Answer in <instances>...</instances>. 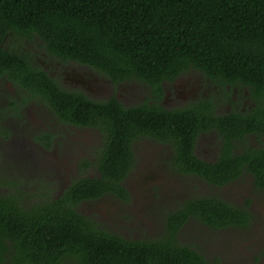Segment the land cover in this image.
<instances>
[{"label": "trees", "instance_id": "1", "mask_svg": "<svg viewBox=\"0 0 264 264\" xmlns=\"http://www.w3.org/2000/svg\"><path fill=\"white\" fill-rule=\"evenodd\" d=\"M10 35L38 36L49 54L115 83L141 81L156 97L163 81L194 68L222 85L244 82L262 101L249 112L217 115L205 99L173 109L148 100L131 106L115 97L95 100L64 88L29 54L6 49ZM0 76L23 93L12 102L15 109L41 100L64 123L97 129L102 137L87 163L97 173L76 178L57 197L26 204L18 192L0 193V264H211L180 241L187 222L219 229L251 221L247 207L196 196L167 214L160 236L131 239L77 207L106 194L130 200L124 181L142 138L169 144L184 175L223 187L247 172L264 189V147L247 144L249 135L264 132V0H0ZM210 128L223 139L214 162L194 152L199 134ZM238 140L245 147L236 151Z\"/></svg>", "mask_w": 264, "mask_h": 264}, {"label": "rangeland", "instance_id": "2", "mask_svg": "<svg viewBox=\"0 0 264 264\" xmlns=\"http://www.w3.org/2000/svg\"><path fill=\"white\" fill-rule=\"evenodd\" d=\"M43 44L40 39L13 35L3 42L5 48L25 52L37 65L53 71L51 75L64 88L82 91L92 99L115 97L126 106L148 100L168 109L184 105L154 97L141 81L115 83L90 66L74 61L60 63L46 54ZM190 71L182 76L189 81L165 83L169 100L176 99L177 92L180 96L191 90L196 93L193 99L199 97L203 83L195 81L199 75ZM22 95L0 81V193L18 192L23 202L30 204L46 194L57 197L76 178L95 175L97 171L87 163L95 160L102 137L97 129L64 123L41 100H28L15 109L12 102ZM210 140L212 136H200L196 149L198 156L208 161L217 155V144L211 145ZM134 151L136 164L124 181L130 200L106 194L80 203V212L95 218L108 231L126 238L147 239L164 232L167 214L186 199L220 196L247 207L252 213L251 221L243 227L215 229L190 219L179 233L180 241L199 250L211 264H264V190L255 186L253 175L244 173L218 187L197 176L182 174L167 144L142 138Z\"/></svg>", "mask_w": 264, "mask_h": 264}, {"label": "flooded vegetation", "instance_id": "3", "mask_svg": "<svg viewBox=\"0 0 264 264\" xmlns=\"http://www.w3.org/2000/svg\"><path fill=\"white\" fill-rule=\"evenodd\" d=\"M6 39L7 38H4L3 42ZM35 39L39 40L40 38H38V36H35V38L33 40H35ZM26 40H29V39L26 38ZM41 42H42V40H41ZM2 45H3V43H2ZM43 47H44V45H43ZM44 48H46V47H44ZM12 51H15V50H12ZM46 54L49 55L50 57L56 59V60H59L60 63L61 62L74 61V60L63 61L62 59H59V58L55 57L54 55L49 54L47 49H46ZM34 62L37 63L36 61H34ZM74 62H77V61H74ZM81 64H83V63H81ZM83 65H86V64H83ZM43 69L45 71H47L49 76L53 77L51 75V73H53V71L50 72V71L46 70L45 68H43ZM188 72H186V73H188ZM190 72H196L199 76H196L195 81H202V83H203V85H200V88L203 89L201 94H200V92L197 94V95H199V97L193 99L192 97H194L196 95V93L193 90H191V91H187V93L181 94L180 96H178L179 92H177L178 94L176 96V99L172 98V99L169 100L167 98V93H166L167 92L166 91L167 88L165 86V83L166 82H173L174 84H176L177 81H189V80H183L182 79V76H184L186 74V73H184V74H181L180 76H178L177 78H175L174 80L163 81V84H162V86H163V95H162V97L164 98L165 102H167L169 104H174V103L181 104V103H184V105H181L180 107H186L190 103H193V102L197 103L201 99H205L206 101H209L210 103L213 104L215 114L222 115V114H229V113H232L234 111H237V112L238 111H242V112L252 111L255 108H257L258 103L262 101L260 98H257L256 94L253 91H251L244 82L236 81L234 84L222 85V84L216 83L214 81H224V80H217V79H211L209 77H206V76H204L203 73H201L197 69L192 68ZM56 80L59 82L58 79H56ZM0 81H4L5 84L10 89L18 90L17 86L13 82H11V80H9L7 77L0 76ZM154 97H156V96H154ZM162 97H157V98L161 99ZM18 98L21 99V96H19ZM154 102L155 101H153V103ZM157 104H159V103H157ZM159 105H161V104H159ZM180 107H177V108H180ZM87 128H89V127H87ZM200 136H205V137H207V136L211 137L212 136L213 137V141L210 140V144L213 145V146H215L217 144L216 145V147H217V155H216V159L215 160H212V161H209V162L216 161L218 156H219V154H220V151H221V148H222V143H223V139L221 137L220 132L217 129H215V128H210L208 130L202 131L199 134V136H198V138L196 140L195 149H194V152H195V154L197 156H198V154L196 152V149H197V145H198V142H199L198 139H200ZM247 144H248L249 147L263 148L264 147V132H261V133H258V134L249 135L247 137ZM167 145H169V144H167ZM236 145H237L236 151H239V150H241L242 148L245 147L244 142H241L240 140H238L236 142ZM206 161H208V160H206ZM244 173H247V172H244Z\"/></svg>", "mask_w": 264, "mask_h": 264}]
</instances>
